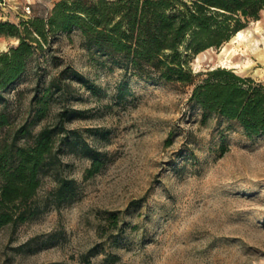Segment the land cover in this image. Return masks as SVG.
Returning a JSON list of instances; mask_svg holds the SVG:
<instances>
[{"label": "rangeland", "instance_id": "1", "mask_svg": "<svg viewBox=\"0 0 264 264\" xmlns=\"http://www.w3.org/2000/svg\"><path fill=\"white\" fill-rule=\"evenodd\" d=\"M26 1L0 0V21L46 16L60 0H30L28 15ZM243 30L242 42L230 39L194 56L193 71L225 67L262 83L264 11ZM15 45L0 37V53ZM53 55L58 67L41 62L46 79L70 65L97 86L99 93L92 95L73 84L68 105L88 116L66 126L78 129L108 160L85 179L89 159L67 150L63 173L75 179L78 199L59 210L48 208L15 231L1 229L0 264H78L92 248L99 251L95 264L107 252L120 257L118 264H264V137L248 138L238 126L213 119L201 123L188 90L126 77L103 65L83 46L79 32L59 35ZM33 66L16 86L24 91L23 108L32 95ZM123 80L129 92L118 102ZM60 107L52 104L48 120L33 132ZM97 129L106 136L93 134ZM54 186L44 176L39 196ZM111 212L119 213L117 227L108 220Z\"/></svg>", "mask_w": 264, "mask_h": 264}, {"label": "trees", "instance_id": "2", "mask_svg": "<svg viewBox=\"0 0 264 264\" xmlns=\"http://www.w3.org/2000/svg\"><path fill=\"white\" fill-rule=\"evenodd\" d=\"M264 0H60L46 15L18 24L0 21V37L17 45L0 53V230L36 219L50 207L61 209L79 196L75 179L64 175L62 156L75 152L89 159L84 178L106 165L108 154L90 144L67 122L87 118V110L71 108L77 84L92 95L99 90L70 65L46 79L42 61L58 67L54 46L59 35L79 32L82 44L102 64L126 77L189 91V103L210 119L238 126L248 138L264 137V84L234 69L216 67L195 73L191 59L219 48L250 21L259 20ZM33 63L34 84L27 105L16 86ZM128 81L117 86L116 100L127 96ZM15 91L10 99L9 93ZM52 104L61 107L48 120ZM93 134L106 133L97 129ZM224 148L223 145H221ZM55 186L39 196L42 178ZM117 212L109 222L117 227ZM104 253V252H103ZM96 248L81 254L78 264H95ZM120 257L104 253L100 264H118Z\"/></svg>", "mask_w": 264, "mask_h": 264}, {"label": "bare ground", "instance_id": "3", "mask_svg": "<svg viewBox=\"0 0 264 264\" xmlns=\"http://www.w3.org/2000/svg\"><path fill=\"white\" fill-rule=\"evenodd\" d=\"M245 39V30H241L239 32H237L230 40V43L234 44L237 42H242ZM223 49V48H222ZM229 54V55H228ZM227 54V56H230V52ZM226 59V57H225ZM252 67V66H251ZM247 68V65L246 67ZM250 68V67H249ZM245 72V71H244ZM248 72V71H247Z\"/></svg>", "mask_w": 264, "mask_h": 264}, {"label": "built area", "instance_id": "4", "mask_svg": "<svg viewBox=\"0 0 264 264\" xmlns=\"http://www.w3.org/2000/svg\"><path fill=\"white\" fill-rule=\"evenodd\" d=\"M24 12L27 15L31 13V2H30V0L26 1V6L24 7Z\"/></svg>", "mask_w": 264, "mask_h": 264}, {"label": "crops", "instance_id": "5", "mask_svg": "<svg viewBox=\"0 0 264 264\" xmlns=\"http://www.w3.org/2000/svg\"><path fill=\"white\" fill-rule=\"evenodd\" d=\"M1 18V17H0ZM262 83L264 84V81H262Z\"/></svg>", "mask_w": 264, "mask_h": 264}]
</instances>
